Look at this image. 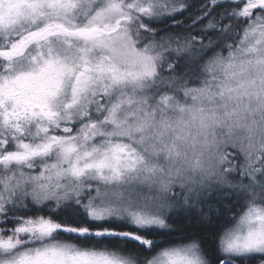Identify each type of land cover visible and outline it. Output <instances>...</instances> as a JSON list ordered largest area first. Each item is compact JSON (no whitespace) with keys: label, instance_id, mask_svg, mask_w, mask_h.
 Wrapping results in <instances>:
<instances>
[{"label":"snow or ice","instance_id":"obj_1","mask_svg":"<svg viewBox=\"0 0 264 264\" xmlns=\"http://www.w3.org/2000/svg\"><path fill=\"white\" fill-rule=\"evenodd\" d=\"M0 264H264V0H0Z\"/></svg>","mask_w":264,"mask_h":264}]
</instances>
